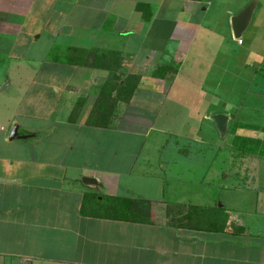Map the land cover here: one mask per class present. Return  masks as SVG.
Here are the masks:
<instances>
[{"label":"crops","instance_id":"crops-1","mask_svg":"<svg viewBox=\"0 0 264 264\" xmlns=\"http://www.w3.org/2000/svg\"><path fill=\"white\" fill-rule=\"evenodd\" d=\"M211 1L0 0V264H264V202L242 220L240 197L183 199L191 168L165 138L193 132L205 147L216 131ZM43 34L41 61L22 56ZM190 52L198 74L179 83ZM111 72L119 87L139 77L129 100L102 91ZM15 123L28 137L8 140Z\"/></svg>","mask_w":264,"mask_h":264},{"label":"rangeland","instance_id":"rangeland-1","mask_svg":"<svg viewBox=\"0 0 264 264\" xmlns=\"http://www.w3.org/2000/svg\"><path fill=\"white\" fill-rule=\"evenodd\" d=\"M249 1L212 0L205 13L206 21L213 29L209 38L213 48H208V56H214L212 85L213 89L216 87L218 89L213 94L211 106L222 114L227 111L234 112L235 108L239 107V111H236L238 115L233 116L238 124L236 130H231L233 126L231 121L225 137L221 138L218 132L214 131L211 134V145L206 144L205 147L193 132L165 135L169 141L179 142L183 147L180 154L186 162L180 163L178 167L191 168L189 173L182 174V182L187 185L184 186L182 183V188L179 186V195L183 199L207 207L218 203L229 204L240 197L241 201L239 202L238 199L236 202L240 204L241 213L233 215L242 220H253L255 217L251 212H258L264 202V0H257V7L248 28L239 39L240 42L232 38L230 26L231 16ZM200 36H202L201 32L197 41L200 40ZM223 36L225 40L222 39ZM157 39L159 43L162 42ZM219 39H222L220 46H218ZM50 41L43 34L36 44L22 48L21 55L34 57V61L39 63L41 56H44L43 48H52ZM158 41L150 39L149 43L155 44ZM54 48L64 47L54 46ZM196 54L197 52L191 55L190 52L188 59L181 66L179 83L186 77L197 76L196 67L198 69L199 62L196 63V67L191 63V57H196ZM53 55L51 54V57ZM206 61L209 67L208 58ZM205 67L202 66L200 73L204 72ZM175 70L176 66L173 71ZM37 71V84L33 87L39 92L42 91L41 88H45L41 81H45L46 78L44 69L37 68ZM112 73L117 75L114 72H111V75ZM62 78L64 77L57 80H63ZM108 81L110 80L107 79L106 82ZM32 93V90L29 91L28 96ZM47 94L56 93L48 90ZM54 97L48 101L51 106L56 103ZM22 103L25 104H22L20 111L25 112L27 99ZM254 104L256 109L253 108ZM171 105L172 102L169 107ZM189 119L191 120V117ZM209 124L214 126L211 120ZM191 128L190 125L186 127L187 130ZM207 138H209L208 133ZM233 186H245V189L239 193ZM227 209L230 207L227 206Z\"/></svg>","mask_w":264,"mask_h":264},{"label":"water","instance_id":"water-1","mask_svg":"<svg viewBox=\"0 0 264 264\" xmlns=\"http://www.w3.org/2000/svg\"><path fill=\"white\" fill-rule=\"evenodd\" d=\"M256 7H257V0H250L243 8H241L237 13L231 16L230 26H231L232 36L234 39L239 40L242 33L246 31V29L250 24V21L252 19ZM209 119L213 121L214 127L218 132L219 136L223 138L226 134L230 117L226 114L215 113L210 115ZM26 137H28V135L18 134V124L15 123L10 131L8 140L23 139Z\"/></svg>","mask_w":264,"mask_h":264},{"label":"trees","instance_id":"trees-1","mask_svg":"<svg viewBox=\"0 0 264 264\" xmlns=\"http://www.w3.org/2000/svg\"><path fill=\"white\" fill-rule=\"evenodd\" d=\"M105 53H107V51H104ZM103 52H101L99 55L100 56H104L103 54H105ZM93 54V53H92ZM98 53H96L95 55H97ZM103 59H105L103 57ZM160 71H163V68H157L155 75H161ZM126 82L123 86L119 87V83L118 81L120 80L118 75H112L110 81L106 82L103 87H102V91L108 94H111L112 92H116L117 98L118 99H123V100H129L132 93L134 92L136 85L138 83L139 77L136 75H127L126 78ZM125 96V97H124ZM132 203V202H130ZM197 210V209H196ZM196 212V211H195ZM203 212V211H202ZM193 216H191V213H188L187 216H185L184 218L186 219H192ZM203 216L200 215L199 217H197V219H202Z\"/></svg>","mask_w":264,"mask_h":264},{"label":"built area","instance_id":"built-area-1","mask_svg":"<svg viewBox=\"0 0 264 264\" xmlns=\"http://www.w3.org/2000/svg\"><path fill=\"white\" fill-rule=\"evenodd\" d=\"M239 42H240V40H239Z\"/></svg>","mask_w":264,"mask_h":264}]
</instances>
